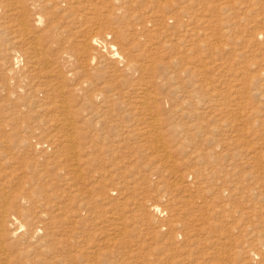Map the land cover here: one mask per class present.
Instances as JSON below:
<instances>
[{"label":"rangeland","instance_id":"obj_1","mask_svg":"<svg viewBox=\"0 0 264 264\" xmlns=\"http://www.w3.org/2000/svg\"><path fill=\"white\" fill-rule=\"evenodd\" d=\"M32 1L41 53L0 54V264H264V0Z\"/></svg>","mask_w":264,"mask_h":264},{"label":"bare ground","instance_id":"obj_2","mask_svg":"<svg viewBox=\"0 0 264 264\" xmlns=\"http://www.w3.org/2000/svg\"><path fill=\"white\" fill-rule=\"evenodd\" d=\"M30 1H32V0H30ZM33 2V1H32ZM34 3V2H33ZM29 0H0V19H3L4 17L5 18H7V17H9L10 19H8V20H10L11 21V18L12 17H17V15L19 16L20 15V17H21V19H17V18H15V19H13V21H11L10 23H9V21H8V23H6V22H4V20H0V38L1 37H4V35L5 36H9L10 38H7V40L8 39H11V43L10 44H12L11 46H10V48H9V46L7 45V43H5L4 44V47H3V51L2 52H0V54L2 53V59L4 60L5 59V62L7 61L6 60V55H7V52H9V51H15L14 53H13V56H15V57H17V56H20V52L18 51V50H16V48L14 47V45L15 44H19V45H23L24 47H23V50H25V53H27L26 54V56H27V59H28V57H29V61L30 62H32V59H34L38 54H39V52H38V48H37V46H36V43H31V42H26V40H24V39H20V37H18V35L16 34L17 32H20V34L22 35H28L29 33H30V31H31V29H30V27H29V24H28V22H29V20L31 19V18H29L30 17V13H29ZM31 6H32V4H31ZM33 6H34V4H33ZM41 17L42 16H40V17H36V18H32L34 21H35V23L36 24H38L42 19H41ZM7 20V19H6ZM187 28V27H186ZM190 28H188L187 30H189ZM93 30L95 31V30H97V26L96 25H94V27H93ZM186 30V29H185ZM191 30V29H190ZM25 37V36H24ZM182 38V37H181ZM100 39H103V37H97V39H91V45H93L94 47H97V48H100L99 47V44L101 43L100 41H98V40H100ZM4 41V40H3ZM30 41V40H29ZM0 42H2V41H0ZM89 42V41H88ZM2 47V46H1ZM86 47V49H87V46H85ZM9 48V49H8ZM1 49V48H0ZM41 53V52H40ZM106 53H107V60L108 61H110V63H112L114 66H116L117 64H122L123 65V67H125V68H127V67H129V64L130 63H128V62H131V61H128V60H126L125 58H124V52H123V50L120 48V47H118L117 46V44H115V43H111V42H106ZM13 56H11V57H13ZM7 59H9V57H7ZM107 61V62H108ZM128 61V62H127ZM2 62V61H1ZM28 62V61H27ZM133 63V62H132ZM2 64H3V62H2ZM35 64V63H34ZM135 64V63H134ZM3 65H5V64H3ZM137 66V65H136ZM135 66V67H136ZM133 67H134V65H133ZM116 68V67H115ZM124 68V69H125ZM138 68V67H137ZM12 69V68H11ZM131 69H133L132 67H131ZM135 69V68H134ZM141 69V68H140ZM10 71V70H9ZM62 78H65L64 76H62ZM140 88V87H139ZM58 90H59V88H58ZM61 90V89H60ZM147 91V90H146ZM142 92V91H141ZM140 93V92H139ZM146 93V92H145ZM150 93V92H149ZM97 95V94H96ZM138 95V94H137ZM153 95V94H152ZM63 96V95H62ZM142 97V102H146V101H148V100H150V96H149V94H145L144 96H141ZM136 100V99H135ZM137 101V100H136ZM60 102H62V101H60ZM64 103V102H63ZM62 104V103H61ZM146 106V105H145ZM57 108V107H56ZM67 108V107H66ZM65 108V109H66ZM61 109H64V108H61ZM65 109H64V111H65ZM146 109V108H145ZM68 110V109H67ZM63 112V111H62ZM65 113H67V112H65ZM71 118V117H70ZM66 119V118H65ZM156 120H158V119H156ZM155 120V118L151 115L150 117H149V121H148V125L149 126H151V127H156L157 125V121ZM61 121H63V120H61ZM65 121V120H64ZM67 121V120H66ZM67 125H68V127L69 126H71L72 125V122H70L69 120L67 121ZM146 125V124H145ZM158 127V126H157ZM148 129V128H147ZM148 132V131H147ZM71 136V135H70ZM62 137V136H61ZM65 137V136H64ZM54 138V137H53ZM48 139V138H47ZM51 139V138H50ZM49 139V140H50ZM55 139H57V138H55ZM63 139V138H62ZM69 140V139H68ZM159 140V139H158ZM57 141H59V139L57 140ZM65 141V140H64ZM50 143H51V141H49ZM155 143V142H154ZM66 144V143H65ZM72 145V144H71ZM70 145V146H71ZM79 169V168H78ZM74 170V169H73ZM76 172V171H75ZM2 200V199H1ZM4 201V200H3ZM2 205H0L1 206V209H0V234H1V232H2V230H3V224H5L4 226H6V224L7 223H4L3 221L5 220L6 221V219L8 218V215L10 214H8V210L9 209H12V207H11V203H8V202H3V203H1ZM155 205V204H154ZM157 205V204H156ZM160 207V206H159ZM161 210V209H160ZM153 211V210H152ZM12 216V215H11ZM15 219V218H14ZM44 219V218H43ZM19 220V219H18ZM8 221V220H7ZM13 222V221H12ZM20 222V221H19ZM46 222V221H45ZM44 222V223H45ZM36 223V222H35ZM43 223V222H42ZM46 225H47V223H45ZM9 225V224H8ZM8 225H7V227H8ZM18 225V224H17ZM20 225V224H19ZM39 225H41V224H39ZM34 226L35 227V230H34V232H37L39 229H42V227H44V225H42V226ZM15 228V227H14ZM45 228H46V226H45ZM34 229V228H33ZM44 229V228H43ZM7 230H10V229H7ZM4 231V230H3ZM15 232V231H14ZM9 233V232H8ZM12 233V232H11ZM1 235H3V233L1 234ZM11 235V234H10ZM2 238V237H1ZM1 241V240H0ZM3 253V252H2ZM1 253V254H2Z\"/></svg>","mask_w":264,"mask_h":264}]
</instances>
